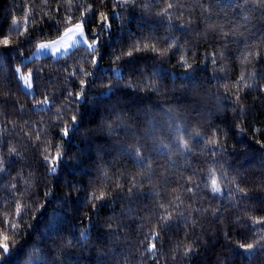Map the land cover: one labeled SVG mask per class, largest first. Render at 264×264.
<instances>
[{
  "label": "trees",
  "instance_id": "16d2710c",
  "mask_svg": "<svg viewBox=\"0 0 264 264\" xmlns=\"http://www.w3.org/2000/svg\"><path fill=\"white\" fill-rule=\"evenodd\" d=\"M259 3L0 0V239L10 237L8 264H264ZM93 13L92 32L85 28L99 42L95 52L79 45L25 60ZM101 15L111 25L102 34ZM17 67L32 73L33 94ZM101 193L106 200L94 198Z\"/></svg>",
  "mask_w": 264,
  "mask_h": 264
},
{
  "label": "snow or ice",
  "instance_id": "6c2138e0",
  "mask_svg": "<svg viewBox=\"0 0 264 264\" xmlns=\"http://www.w3.org/2000/svg\"><path fill=\"white\" fill-rule=\"evenodd\" d=\"M258 8L264 9V0H260V3L258 4ZM162 15L166 16V13L162 14ZM261 18L264 19V12H262ZM94 19H95V14L94 13L92 15L85 14V18H84L82 23H77V24L74 25V27H70V28L67 29L66 35H71L72 36V40H73V43L70 44L69 47H74V46H77V45L86 44L87 45V49L90 52H95L96 51L97 44L99 42L97 41L96 43H88L87 39L84 38L85 37V25H88L87 32L90 34L92 32V29H91L90 25H91V23H92V21ZM99 19H100V24H101V28L99 30V33L102 34L104 31L109 30L111 25L109 23V17L101 15ZM13 24H14V26L17 29L19 28V25H18L17 22L13 21ZM93 39H95V37H93ZM2 43L5 46L9 45V39L7 37H5L3 39V41H2ZM39 48H40V50H44V49H48V48H55V42H53L52 45L41 44L39 46ZM56 51L58 52L59 50L56 49ZM45 54L47 55V53H45ZM128 55L131 56L132 53H129ZM115 74H116V76H119V71L117 70ZM189 78H191V77H189ZM241 79H243V78H241ZM28 87H30V85H28ZM103 95L107 96L108 94L105 93ZM84 99H86V98L85 97H79V96L77 97V100H79L81 102H83ZM44 103L47 104L48 102L45 101ZM71 119L75 122L77 120V117L76 116H72ZM79 127H80L79 123L74 125V127L71 129V132H72L73 135H75L79 131ZM179 131H180V129L177 128V134H179ZM69 132H70V130L67 127H65L63 129L62 136L63 137H68L69 136ZM176 143H177L178 147L182 146L183 150L186 153H188V154L191 153V149L189 148V146L186 143L181 145V141L179 139L176 140ZM132 154L135 156V159H136L137 163L141 164L142 166H147V158L142 157L140 155V153L137 150H135V149L132 150ZM53 159L55 161H59L61 159L60 153L57 152V154L55 155V157ZM0 163H2V161H0ZM56 170H57V166L55 164H52L51 167H50V174L51 175H55L56 174ZM4 172H6V169L0 167V173H4ZM154 174L155 173H152V175H154ZM147 179L151 180V175L148 176ZM165 183H167V180H165ZM133 187H135V183H133ZM199 187L200 186L197 185V189L198 190H199ZM129 191H131V189ZM188 191L192 192V188L189 187ZM211 191H212V193L214 195L220 193V188L217 187L215 180L212 181V189H211ZM150 194L151 195H155L156 193L152 192ZM228 196H229V198H231V193H229ZM94 198L95 199H100V200H106V197H105L104 193H101V195L99 197H94ZM13 202L14 203L16 202L15 198L13 199ZM87 202L88 201L86 200L85 203H87ZM104 206L105 205H103V204L101 205V207H104ZM15 214H16L17 217H19L21 219L23 218L25 213L22 211V206L21 205L17 204V207L15 209ZM8 226L12 230H16L18 228L17 224L11 223V222H9ZM93 227H94V225H93ZM89 231H90V229H89ZM81 236H83L85 240H87V238H88L87 232L81 233ZM9 239H10V237L8 236L7 233H4L3 236H2V239H0V264H8V260L12 256V250H11L10 245H9ZM247 247L249 249H251L253 246L251 244H249ZM154 248H155V245H152L150 250H152Z\"/></svg>",
  "mask_w": 264,
  "mask_h": 264
},
{
  "label": "rangeland",
  "instance_id": "374dc122",
  "mask_svg": "<svg viewBox=\"0 0 264 264\" xmlns=\"http://www.w3.org/2000/svg\"><path fill=\"white\" fill-rule=\"evenodd\" d=\"M83 21H80L78 23H82ZM77 24V23H75ZM69 26L70 27H74V25ZM67 28V29H68ZM67 29L64 31V33L62 35H60L57 38L54 39H50V40H43L41 42H39V44L37 45V47L35 48V50L25 58V60H30V59H34V58H38V57H43V56H47V55H51L55 58L61 57V56H65L67 54H69L75 47L79 46H74V47H69L70 44L73 43L72 40V36L71 35H66V31ZM85 39H87L88 43H96V41H92L88 38L87 32H86V28H85ZM53 42H55V48H48V49H44V50H40L39 46L41 44H48V45H52ZM83 46H86V44H82ZM98 46V44H97ZM56 49H58L59 51L57 52ZM47 53V55L45 54ZM17 70L19 72V78L21 79V83L23 88L33 94L34 93V86H33V75L32 73L28 72V73H24L21 69V67H17ZM119 71V75L121 74V68H115L114 69V73H116V71ZM27 82V83H26ZM28 85H30V87H28Z\"/></svg>",
  "mask_w": 264,
  "mask_h": 264
}]
</instances>
